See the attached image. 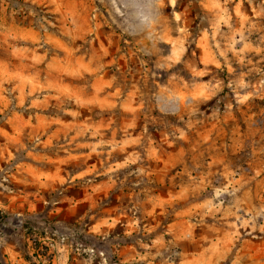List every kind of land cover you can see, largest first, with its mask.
<instances>
[{
    "label": "rangeland",
    "instance_id": "obj_1",
    "mask_svg": "<svg viewBox=\"0 0 264 264\" xmlns=\"http://www.w3.org/2000/svg\"><path fill=\"white\" fill-rule=\"evenodd\" d=\"M0 264H264V0H0Z\"/></svg>",
    "mask_w": 264,
    "mask_h": 264
},
{
    "label": "trees",
    "instance_id": "obj_2",
    "mask_svg": "<svg viewBox=\"0 0 264 264\" xmlns=\"http://www.w3.org/2000/svg\"><path fill=\"white\" fill-rule=\"evenodd\" d=\"M33 249L35 250V253L39 254L41 251H44V253H41L42 256H51L48 253L49 248L47 246H41L39 245L38 239L33 240Z\"/></svg>",
    "mask_w": 264,
    "mask_h": 264
}]
</instances>
